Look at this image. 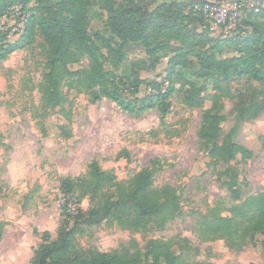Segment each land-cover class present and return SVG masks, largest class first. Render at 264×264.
Instances as JSON below:
<instances>
[{
  "label": "rangeland",
  "instance_id": "374dc122",
  "mask_svg": "<svg viewBox=\"0 0 264 264\" xmlns=\"http://www.w3.org/2000/svg\"><path fill=\"white\" fill-rule=\"evenodd\" d=\"M34 4L28 0V7ZM9 25L8 19L0 20V27ZM103 27L101 21L90 23L94 31ZM176 50L173 43L170 51ZM137 56L141 53L134 48L129 57ZM169 56L163 57L154 71L142 72V79L148 82L165 77ZM45 57L46 45L37 34L30 45L0 61V264H28L41 243V233L49 232L55 238L63 221L72 224L74 214L65 208L68 197L83 211L107 199L115 201L122 193L119 187H127L143 170L152 172L154 187L169 186L176 191L180 214L166 222L151 219L140 230L122 228L115 222L84 226L75 237L79 249L120 256L144 251L160 241L169 245L181 264H264V232L252 234L239 225L238 239L201 235L211 217L230 218L243 202L232 200L219 181V172L237 174L243 199L264 193V95L253 96V91L263 89L261 85L246 78L225 85L228 92H222L219 102L224 121L217 142L230 136L253 155L247 162L237 158L212 168L197 138L201 117L211 101L207 99L202 109L188 106L184 91L193 81L189 75L175 80L169 112L162 121L156 109L132 117L109 100L91 103L87 92L67 91L65 87V103L51 109L42 105L39 90ZM87 65L82 59L70 68ZM123 68L120 66L117 75ZM149 93L145 84L138 97ZM210 94L211 86L206 85L204 95ZM238 101L247 106L258 102L257 118L236 120ZM94 161L101 171L115 175L117 186L100 192L75 187L74 196L64 193L62 180L86 178Z\"/></svg>",
  "mask_w": 264,
  "mask_h": 264
},
{
  "label": "trees",
  "instance_id": "16d2710c",
  "mask_svg": "<svg viewBox=\"0 0 264 264\" xmlns=\"http://www.w3.org/2000/svg\"><path fill=\"white\" fill-rule=\"evenodd\" d=\"M34 1V6L28 7V0H0V19L14 6H21L28 16L23 32L14 42L8 40L7 31L0 29V61L30 45L37 34L41 36L46 45L44 73L39 85L42 105L51 109L62 107L66 100L65 87L67 91L87 92L91 103L109 100L132 117L156 109L162 121L169 112L168 99L175 92V80L189 75L193 81L184 91L188 106L202 109L207 99L211 101L210 109L203 112L197 133L199 147L208 157L209 166L216 168L237 158L244 162L252 158V152L233 142L230 136L217 142L224 121L223 106L219 102L222 92H228L225 85L240 78L263 87L253 91V96L264 95V10L255 13L252 8H243L236 29L231 36L223 37L222 30L218 34L209 31V20L195 9L204 3L185 0ZM230 1L241 4L245 0ZM92 21L103 22V30H92ZM173 43L177 45L175 52L170 51ZM134 48L139 49L141 56L130 59L129 53ZM168 54L169 69L165 77L148 82L142 79V72L154 71ZM82 59L88 61L86 68H70ZM120 66L124 68L117 75ZM145 84L150 93L139 98V88ZM206 85L211 86L212 94L204 95ZM234 110L236 120L247 122L257 118L260 105L253 101L247 106L238 101ZM88 170L84 179H63L61 187L67 191L63 192L74 196L75 187L100 192L117 186L115 175L101 171L95 161L89 164ZM218 176L232 200L243 202L230 218L211 217L201 235L238 239L241 237L239 225L252 234L263 233L264 193L243 199L235 172L224 170ZM119 190L122 193L115 201L107 199L86 211L78 209L72 216V224L69 220L60 224L55 238L49 232L41 233V243L28 264H181L169 245L160 241L152 242L144 251L120 256L116 252L84 251L77 247L75 237L84 226L115 222L122 228L140 230L151 219L166 222L180 214L176 191L169 186L154 187L149 170L136 174L127 187H119Z\"/></svg>",
  "mask_w": 264,
  "mask_h": 264
},
{
  "label": "built area",
  "instance_id": "2783aa9c",
  "mask_svg": "<svg viewBox=\"0 0 264 264\" xmlns=\"http://www.w3.org/2000/svg\"><path fill=\"white\" fill-rule=\"evenodd\" d=\"M252 8L255 13L264 10V0L243 1L237 4L232 1H227L217 4H204L203 6H196L195 9L199 11L204 18L209 20V31L213 33H220L222 30L223 37L231 36L236 29L237 24L242 18V9ZM27 14L23 11L21 6L12 7L7 15L1 19H8L10 21L9 27H0L1 30L8 32V40L13 37H18L24 30V25L27 22ZM0 19V20H1ZM13 23V25H11ZM16 23V24H15ZM68 203L65 208L69 214H76V205L71 202L70 197L67 199Z\"/></svg>",
  "mask_w": 264,
  "mask_h": 264
},
{
  "label": "water",
  "instance_id": "95a60500",
  "mask_svg": "<svg viewBox=\"0 0 264 264\" xmlns=\"http://www.w3.org/2000/svg\"><path fill=\"white\" fill-rule=\"evenodd\" d=\"M185 1H193V2H198V3H204V4H217V3H223L227 2L230 0H185ZM247 1H253V0H247Z\"/></svg>",
  "mask_w": 264,
  "mask_h": 264
}]
</instances>
